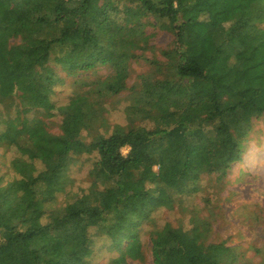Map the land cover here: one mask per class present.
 Masks as SVG:
<instances>
[{
  "label": "trees",
  "instance_id": "1",
  "mask_svg": "<svg viewBox=\"0 0 264 264\" xmlns=\"http://www.w3.org/2000/svg\"><path fill=\"white\" fill-rule=\"evenodd\" d=\"M156 28L172 36L159 49L150 45ZM17 38L29 46L6 49ZM1 53L0 82L18 101L0 98L14 109L0 120V145L19 156L16 179L0 185V264H90L93 229L129 252L158 200L197 191L203 175L224 177L252 120L264 117V0H0ZM51 55L73 81L60 106L50 100L61 81ZM138 61L149 71L128 87ZM97 66L108 75L78 77ZM125 91V125H111L108 100ZM30 111L58 115L60 135L20 119ZM92 154L87 186L71 192L73 157ZM196 222L202 230L193 224L187 236L201 249L186 250L165 225L150 237L152 264H250L208 242V224Z\"/></svg>",
  "mask_w": 264,
  "mask_h": 264
},
{
  "label": "rangeland",
  "instance_id": "2",
  "mask_svg": "<svg viewBox=\"0 0 264 264\" xmlns=\"http://www.w3.org/2000/svg\"><path fill=\"white\" fill-rule=\"evenodd\" d=\"M171 41L170 33L156 28L150 45L159 49L167 46ZM7 46L6 49L29 45L27 41L17 38L10 39ZM12 57H16V55ZM145 57H151L150 52H145ZM0 58L4 59V54L1 53ZM53 58L54 55H51L48 65L56 70L61 81L53 88L50 100L55 106H60L65 104L74 92L72 89L73 81L72 77H66L60 71L59 67L54 64ZM157 58L160 59L159 55ZM8 62L12 63L13 60L8 58ZM129 69V77L126 80L128 87L136 85L139 75L149 71L148 65L142 61L132 62ZM108 73L107 68L97 66L88 73L79 72L78 77L89 79L104 77ZM2 85L6 86L5 83L0 82V98L11 96L13 100L18 101L15 90L8 88L7 92ZM128 93L125 91L108 100L106 116H108V122L111 125H125L123 109L127 104L125 99ZM8 103H10V99L0 103V120L6 112L11 115L14 114L13 107ZM24 118H38L50 134L60 135L61 133V118L56 114L49 118L42 112L30 111L27 114H20V119ZM140 124L147 127L151 126L148 123ZM2 129L3 126L0 124V131ZM80 137L86 143L89 141L85 131L80 133ZM122 153H126L125 148ZM18 156L17 146L0 145L1 186L16 179L10 166L11 161ZM95 158L96 156L93 154L73 157V163L69 168V177L72 181L69 187L71 192L79 186H87L88 173ZM35 165L37 169H42L40 163L36 162ZM197 186V191L190 192V189H187L183 195L171 198L169 204L164 201V198L158 200V203L152 207L150 218L138 223L139 225L134 232L136 243L129 252L127 251L129 245L126 247L128 241H123L122 249L124 250L126 247V252L122 255L112 248L110 240L103 236L100 230H89L92 241L88 257L89 263L152 264L150 237L165 225L176 231V237L183 248L194 251L192 249L202 247L205 242H198L195 236H187V233L193 231V224L198 226L196 221L200 220L205 221L210 228L206 239L208 242L224 243L227 247L235 250L241 262L259 264L264 253V117L261 116L252 120L251 130L244 141L241 160L232 164L224 177L220 179L216 174L203 175ZM56 200V206L65 201L62 194H58ZM201 225L202 223H200ZM200 229L201 227H199Z\"/></svg>",
  "mask_w": 264,
  "mask_h": 264
}]
</instances>
